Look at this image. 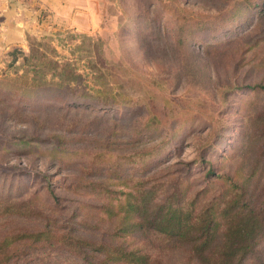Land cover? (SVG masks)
I'll use <instances>...</instances> for the list:
<instances>
[{"label":"rangeland","instance_id":"374dc122","mask_svg":"<svg viewBox=\"0 0 264 264\" xmlns=\"http://www.w3.org/2000/svg\"><path fill=\"white\" fill-rule=\"evenodd\" d=\"M30 1L37 12L26 16L24 36L0 47V200L31 197L42 209L56 201L57 215L71 224L82 201L103 197L84 186L90 181L108 183L113 197L136 179L199 189L208 165L222 173L243 163L249 120L264 106V89L249 86L264 83V43L250 47L262 36L264 0H100L86 30ZM34 41L70 62L77 80L49 90L44 82L62 83L50 72L32 81L23 58ZM27 77L35 91L24 92ZM104 83L113 97L104 95ZM53 132L67 136L64 147L31 138ZM127 238L168 244L152 232ZM38 259L83 263L66 251L35 250L16 264Z\"/></svg>","mask_w":264,"mask_h":264},{"label":"trees","instance_id":"16d2710c","mask_svg":"<svg viewBox=\"0 0 264 264\" xmlns=\"http://www.w3.org/2000/svg\"><path fill=\"white\" fill-rule=\"evenodd\" d=\"M158 20L153 22L159 32L162 23ZM205 22L200 20L197 24L202 28ZM263 32L264 26L262 36L250 47L260 41L264 43ZM32 44L23 58L35 74L32 81L50 72L62 83L44 82L49 90L65 86L81 75L70 62L62 63L41 51L42 42ZM92 61L90 68L95 74H102L101 66L98 68L96 60ZM101 65L106 64L101 61ZM259 65H264V57ZM32 85L29 77L25 78L24 92H29ZM103 85L106 98L113 97L108 84ZM249 86L264 89V83ZM248 126L251 130L243 163L222 173L208 165L203 173L207 180L199 189L192 188L189 181L136 179L127 190H119L113 197L109 195L113 187L108 183H80L91 191L101 192L103 197L82 201L81 212L74 210L78 220H71L75 222L71 224L57 215L56 201L48 209H42L31 197L0 200V218L9 220L0 224V264H16L21 256L35 250L46 254L66 251L75 254L82 264H264V106L249 120ZM31 136L56 148L64 147L68 139L55 132L44 137ZM22 139L31 140L26 136ZM199 157L203 159V154ZM80 184L68 187L82 190ZM54 198L58 199L56 195ZM70 217L69 220L73 218ZM149 232L160 235L168 244L153 248L147 242L134 243L127 238L139 234L143 240ZM31 264L52 263L38 259Z\"/></svg>","mask_w":264,"mask_h":264},{"label":"crops","instance_id":"0c3cea01","mask_svg":"<svg viewBox=\"0 0 264 264\" xmlns=\"http://www.w3.org/2000/svg\"><path fill=\"white\" fill-rule=\"evenodd\" d=\"M99 1L39 0L38 2L40 6L53 11L54 16L57 15L76 27L80 24V27L86 30L87 24L90 26L91 23L89 11L94 8L98 9ZM34 8L30 0H0V47L7 48L8 45L19 43L24 36L25 24L29 21L26 20V16L34 12Z\"/></svg>","mask_w":264,"mask_h":264}]
</instances>
